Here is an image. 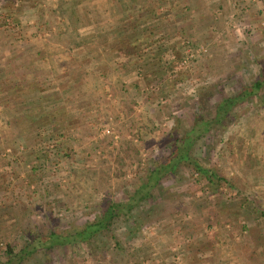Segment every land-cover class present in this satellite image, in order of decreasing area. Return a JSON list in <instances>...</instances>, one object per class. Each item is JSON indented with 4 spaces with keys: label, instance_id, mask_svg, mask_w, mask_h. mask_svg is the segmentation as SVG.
I'll use <instances>...</instances> for the list:
<instances>
[{
    "label": "rangeland",
    "instance_id": "374dc122",
    "mask_svg": "<svg viewBox=\"0 0 264 264\" xmlns=\"http://www.w3.org/2000/svg\"><path fill=\"white\" fill-rule=\"evenodd\" d=\"M262 77L264 0H0V264H264V88L192 153L228 183L183 166L112 231L19 255L128 202Z\"/></svg>",
    "mask_w": 264,
    "mask_h": 264
},
{
    "label": "trees",
    "instance_id": "16d2710c",
    "mask_svg": "<svg viewBox=\"0 0 264 264\" xmlns=\"http://www.w3.org/2000/svg\"><path fill=\"white\" fill-rule=\"evenodd\" d=\"M262 88H264V79H259L251 87H244L233 96L224 98L216 105L213 121H207L204 116H197L193 130L187 132L181 138L176 139L175 148L172 150L170 157L166 162L150 170L147 180L130 196L128 202L116 203L109 201L100 218L94 223H90L84 228L76 230L73 234L63 235L51 232L48 236L35 235L31 240L26 242L22 252L19 254L22 260L30 257L39 248H44L46 251H49L76 244L77 242H88L98 233L112 231L114 223L119 218L122 216H131L137 207L154 196L156 189L161 188L164 178L176 174L183 166L193 168L212 187L219 186L222 182L228 183L214 169L204 167L200 164L192 153L197 142L215 126L213 123L222 125L232 109L240 106L249 97L257 95Z\"/></svg>",
    "mask_w": 264,
    "mask_h": 264
},
{
    "label": "crops",
    "instance_id": "0c3cea01",
    "mask_svg": "<svg viewBox=\"0 0 264 264\" xmlns=\"http://www.w3.org/2000/svg\"><path fill=\"white\" fill-rule=\"evenodd\" d=\"M128 26L127 25H123L121 28L120 27H118L117 28V30L118 31H116L115 33H114V35L115 36H118V35H125L126 34V32L128 31L126 28H127ZM107 29V28H106ZM109 29L110 28H108V31H109ZM80 32H81V30H80ZM101 32L103 33V34H105L106 35V30L104 31V30H101ZM82 33V32H81ZM91 34H93L92 32H90ZM111 33H113V32H107V35L106 36H109V35H111L112 36V34ZM105 35H103V36H105ZM133 35V34H132ZM114 36V37H115ZM119 36V37H120ZM132 37H134V36H132ZM71 48H69V49H67V51H69V56H70V54L72 53V52H75V51H77L76 49H71ZM70 58H72V56L70 57ZM70 58H66V60L67 59H70ZM73 59V58H72ZM72 59H71V61H72ZM63 61V63H62V67H63V69H66V68H68L69 67V65H70V62H69V60H67V61H65L64 59L62 60ZM66 64V65H65ZM65 65V66H64ZM259 79H264V77H262V78H259ZM258 79V80H259ZM257 80V81H258ZM256 81V82H257ZM255 82V83H256ZM262 145V146H261ZM256 147V149H257V155H259V156H257L256 155V152L254 151V148H253V157H255V156H257L256 158H259L261 161H262V163L264 164V138L262 139V144H260V146L259 145H256L255 146ZM261 154V155H260Z\"/></svg>",
    "mask_w": 264,
    "mask_h": 264
},
{
    "label": "built area",
    "instance_id": "2783aa9c",
    "mask_svg": "<svg viewBox=\"0 0 264 264\" xmlns=\"http://www.w3.org/2000/svg\"><path fill=\"white\" fill-rule=\"evenodd\" d=\"M193 57H194V54L192 53L191 58H193ZM106 133L110 134V130H107Z\"/></svg>",
    "mask_w": 264,
    "mask_h": 264
}]
</instances>
